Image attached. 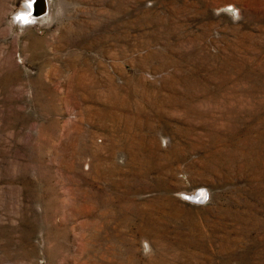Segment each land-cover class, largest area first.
Returning <instances> with one entry per match:
<instances>
[{
	"label": "rangeland",
	"instance_id": "obj_1",
	"mask_svg": "<svg viewBox=\"0 0 264 264\" xmlns=\"http://www.w3.org/2000/svg\"><path fill=\"white\" fill-rule=\"evenodd\" d=\"M48 2L0 0V264H264V0Z\"/></svg>",
	"mask_w": 264,
	"mask_h": 264
},
{
	"label": "clouds",
	"instance_id": "obj_2",
	"mask_svg": "<svg viewBox=\"0 0 264 264\" xmlns=\"http://www.w3.org/2000/svg\"><path fill=\"white\" fill-rule=\"evenodd\" d=\"M33 3H30V0H25V6L29 9V11L26 12H21L20 14L16 15L14 17V22H20L22 25H27V24H35L37 23V18L33 15V12L31 11ZM17 17H20L19 19ZM205 193L206 196L202 200H196L194 201L195 203H207L210 199V193L207 191V189H201L199 190V194ZM148 250V245L145 242V252L147 254Z\"/></svg>",
	"mask_w": 264,
	"mask_h": 264
},
{
	"label": "bare ground",
	"instance_id": "obj_3",
	"mask_svg": "<svg viewBox=\"0 0 264 264\" xmlns=\"http://www.w3.org/2000/svg\"><path fill=\"white\" fill-rule=\"evenodd\" d=\"M47 8V9H46ZM47 10V13H42L40 14L42 11ZM49 9H50V3L46 2V0H34V3L32 5V9L31 11L33 12V15L37 18V19H41L44 17H48L47 19H49V16L51 13H49ZM29 11V9L25 6V10L24 11H20L21 12H26ZM19 13V14H20ZM18 15V14H17ZM45 20V19H44ZM30 24H27L26 26H28ZM24 26V25H23ZM25 27V26H24ZM195 197V196H194Z\"/></svg>",
	"mask_w": 264,
	"mask_h": 264
},
{
	"label": "snow or ice",
	"instance_id": "obj_4",
	"mask_svg": "<svg viewBox=\"0 0 264 264\" xmlns=\"http://www.w3.org/2000/svg\"><path fill=\"white\" fill-rule=\"evenodd\" d=\"M30 3H34V0H30ZM17 18L19 19L20 17ZM205 196L206 194L202 192L201 194H199V197H197V200H202L205 198Z\"/></svg>",
	"mask_w": 264,
	"mask_h": 264
}]
</instances>
